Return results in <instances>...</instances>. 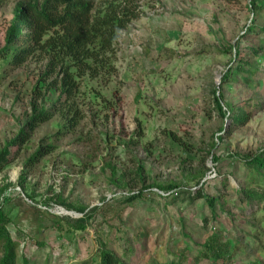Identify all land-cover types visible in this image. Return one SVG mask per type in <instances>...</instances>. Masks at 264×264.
Instances as JSON below:
<instances>
[{"label": "rangeland", "instance_id": "1", "mask_svg": "<svg viewBox=\"0 0 264 264\" xmlns=\"http://www.w3.org/2000/svg\"><path fill=\"white\" fill-rule=\"evenodd\" d=\"M18 1L0 0V47ZM249 1H151L118 41L116 73L81 80L68 114L77 109V125L70 128L60 112L25 144L10 145L16 156L0 172V195L6 184L15 186L4 210L21 242L16 264L22 254L30 264H98L100 242L124 264H215L204 247L212 234L231 246V261L218 264H264V202H240L229 189L226 214L215 219L203 200L192 202L184 193L199 180L213 195L225 178L232 187L264 191L263 180L249 184L236 177L243 156L264 150V33L243 38L251 23L255 31L264 27V10L252 14ZM237 43L262 48L258 58L247 59L257 72L222 83ZM46 63V55L36 52L20 67L0 72V150L31 113L36 84L45 92L39 104L56 101L57 92L44 89ZM217 88L233 110L249 111L244 125L234 128L219 114ZM41 143L56 148L26 167ZM138 159L147 184H175L178 195L148 187L130 201L141 185L112 183L106 161L119 174ZM80 206L97 210L85 230H67L62 217H81L75 210Z\"/></svg>", "mask_w": 264, "mask_h": 264}, {"label": "trees", "instance_id": "2", "mask_svg": "<svg viewBox=\"0 0 264 264\" xmlns=\"http://www.w3.org/2000/svg\"><path fill=\"white\" fill-rule=\"evenodd\" d=\"M151 1L157 0H19L15 4L10 24L5 32L4 45L0 47V72L20 67L36 52L46 55L45 76L42 77L46 80L44 89L45 91L53 89L58 97L50 107L39 104L38 99L43 100L45 92H41L43 88L41 83L36 84L35 94L38 98L35 97L31 103V113L23 121L16 136L0 150V172L16 156L10 145H23L28 142L35 129L50 121L57 113L61 112L68 118L70 128L77 125L80 118L77 109L72 115L68 114L73 110L71 104L80 91L81 80L86 76L96 79L116 73L118 41L130 23L143 15L144 7L150 6ZM248 7L252 14H256L258 9L264 10V4L258 0H250ZM255 26L254 23L247 26L244 42L248 41L246 36L249 34L255 36L264 33V27L255 31ZM233 48L235 53L230 62L233 65H229L224 73L222 83L235 82L239 78L249 80L257 72L256 69H252L247 59L258 58L262 48L258 50L254 44L240 46L238 43ZM213 96L219 114L230 119L232 127H240L248 121L250 113L247 109L241 107L233 110L232 106L224 103V92L221 88L215 89ZM220 130L226 135L229 134L224 128ZM170 134L177 138L175 133ZM216 139L219 141L222 136L217 135ZM55 148L54 144H39L25 159L24 165L34 166ZM214 160L217 161L218 158L214 157ZM240 164L236 177L241 176L249 184L264 181V150L253 156H243ZM106 166L111 171V182L115 185L128 188L130 181L134 182V185H141L137 193L129 196L130 201L142 197L144 189L148 187H156L162 193L170 192L171 196L178 195L175 184H147L146 169L140 159L134 160V167L125 168L119 174L117 167L110 161H106ZM195 184L194 188L184 192L185 195L192 202L203 200L213 216L215 215V219L226 214L229 189L239 196L240 202L247 204L255 201L264 202V191L249 185L232 187L227 178L222 183L223 187L216 190L213 195L204 191V183L200 184L197 180ZM12 188L15 186L11 183L6 184L0 195V264H16L17 250L21 244L13 236L9 227L12 219L4 210V206L10 201ZM61 204L68 210L73 209L69 204L65 205L63 202ZM75 210L82 216L74 218L66 215L62 217V221L67 224V230L83 231L93 218L97 207L80 206ZM56 224L57 229L64 228L62 224L58 222ZM204 247L207 249V256L215 264L231 261L230 243L221 242L216 234H212ZM97 256L98 264H124L122 258L103 242H100ZM21 258L22 264H30L26 255L22 254Z\"/></svg>", "mask_w": 264, "mask_h": 264}]
</instances>
